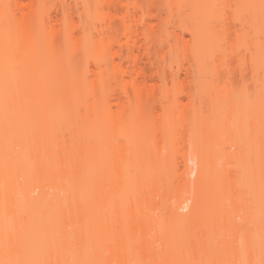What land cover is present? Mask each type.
<instances>
[{
	"label": "bare ground",
	"instance_id": "6f19581e",
	"mask_svg": "<svg viewBox=\"0 0 264 264\" xmlns=\"http://www.w3.org/2000/svg\"><path fill=\"white\" fill-rule=\"evenodd\" d=\"M68 1L0 0V264H264V56L227 88L186 0Z\"/></svg>",
	"mask_w": 264,
	"mask_h": 264
},
{
	"label": "rangeland",
	"instance_id": "374dc122",
	"mask_svg": "<svg viewBox=\"0 0 264 264\" xmlns=\"http://www.w3.org/2000/svg\"><path fill=\"white\" fill-rule=\"evenodd\" d=\"M68 2L73 4L72 0ZM256 2L258 0L185 1L183 14L188 15L193 7L195 9L198 44L202 55L245 58L239 65L232 61L219 75L209 77L211 81H218L227 88L242 85L250 87L253 73L247 59L264 56V7L258 8ZM77 17L78 14H75V18ZM183 36L186 39L190 37L185 32ZM182 71L178 78L187 80L189 77L185 70Z\"/></svg>",
	"mask_w": 264,
	"mask_h": 264
}]
</instances>
